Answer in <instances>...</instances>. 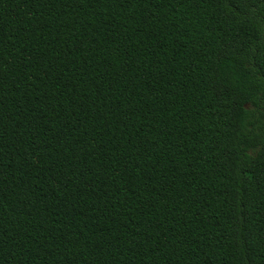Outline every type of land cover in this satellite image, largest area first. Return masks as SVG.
<instances>
[{
  "label": "trees",
  "instance_id": "obj_1",
  "mask_svg": "<svg viewBox=\"0 0 264 264\" xmlns=\"http://www.w3.org/2000/svg\"><path fill=\"white\" fill-rule=\"evenodd\" d=\"M0 264H264V0H0Z\"/></svg>",
  "mask_w": 264,
  "mask_h": 264
}]
</instances>
